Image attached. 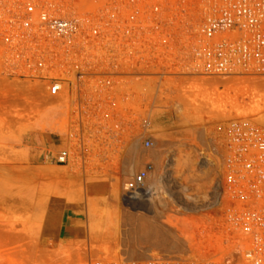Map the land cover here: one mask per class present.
I'll list each match as a JSON object with an SVG mask.
<instances>
[{
    "label": "rangeland",
    "instance_id": "1",
    "mask_svg": "<svg viewBox=\"0 0 264 264\" xmlns=\"http://www.w3.org/2000/svg\"><path fill=\"white\" fill-rule=\"evenodd\" d=\"M24 2L38 9L52 6L62 17H93L98 10L107 11L112 0ZM161 2L173 42L190 38L206 15L202 0ZM2 18L0 264H127L209 257L219 247L215 234L225 207V197L219 206L220 200L209 206L216 182L222 183L223 197L228 123H264V80L235 84L199 76L191 59L185 53L178 58L175 47H170L166 59L145 71L160 76L130 80L133 91L87 94L79 105L64 99L65 86V93L53 99L47 95V83L36 79L57 77L49 66L37 73L33 59L25 69L6 61L9 49L3 43ZM45 132L50 133L39 142ZM137 139L142 148L139 157L145 150L163 154L165 189L173 203L168 200L158 216L148 209H134L123 198V186L130 181L124 180L123 170ZM146 142L151 143L149 148ZM62 151L68 153L65 165L55 161ZM203 158L215 164L206 178L198 168ZM146 164L156 170L146 160L136 174ZM155 193L162 195L160 190ZM190 197L200 203L193 206ZM128 217L166 227L182 247L140 245L142 256L130 258L125 252Z\"/></svg>",
    "mask_w": 264,
    "mask_h": 264
},
{
    "label": "built area",
    "instance_id": "2",
    "mask_svg": "<svg viewBox=\"0 0 264 264\" xmlns=\"http://www.w3.org/2000/svg\"><path fill=\"white\" fill-rule=\"evenodd\" d=\"M161 1L112 0L93 17H62L52 6L3 0L6 61L25 69L33 59L37 73L49 66L57 77L36 78L47 83L48 97L58 98L67 86L64 98L79 105L87 94L130 92V80L160 76L145 71L166 59L170 47L178 58L185 53L199 76L235 84L264 80V0H202L204 20L179 42H173ZM227 132L219 247L193 260L127 264H264V123L231 120ZM55 161L65 165L68 153L60 152ZM152 170L146 164L126 184L125 198L143 189Z\"/></svg>",
    "mask_w": 264,
    "mask_h": 264
},
{
    "label": "bare ground",
    "instance_id": "3",
    "mask_svg": "<svg viewBox=\"0 0 264 264\" xmlns=\"http://www.w3.org/2000/svg\"><path fill=\"white\" fill-rule=\"evenodd\" d=\"M87 3H88V1H87ZM141 151H142V148L140 145V141H139V139H137L133 142V144L131 146L132 156L126 162L125 169L123 168L124 169L123 170L124 180L125 179L132 180L133 177L136 175L138 168L142 167L146 160H149L150 162H152L156 166V170L155 171L152 170L151 172H149L147 174V177L144 180L143 189L134 192V194L130 197L127 196L126 198L125 197H123V198H124V201L127 202L129 205H131L134 209L135 208L136 209L141 208L144 210L148 209L147 212H150V213L155 212L157 215L161 212L159 210L163 209L161 207L166 206L168 204L167 202L170 201V203H173V202H171V199H172L170 197L171 194H168L169 191L166 192V189H165V187H166L164 184L165 177H164V173H162L165 170V168H162L164 165L161 167V158L162 157L160 156L162 153L158 154L157 151H148L147 152L146 150L145 151L143 150L144 154L143 153L142 154L144 156L139 157L138 154ZM128 154H131V153H128ZM200 160H201V158H200ZM169 162L171 163L173 161H169ZM198 166H199L198 168L201 170L200 173H202V175L204 176L206 174L209 175L208 170L210 168L211 169L214 168L215 164H214V161L203 158L202 163H198ZM206 177H207V175L205 176V178ZM125 188H126V184H124V186H123V191H125L124 190ZM157 190L161 191V193H159V194H162L161 196L160 195L158 196L155 193ZM221 191H222L221 181L216 182V185L214 187V195H213L214 197L212 198V202H211L212 204L209 207H215L214 206L215 203H217L219 200H220V202L216 206H219L221 204V200H222V199H220ZM113 194H114V196L118 195L117 188L114 189ZM183 195L185 196V193ZM124 196H126L125 192H124ZM169 197L171 198L170 200L168 199ZM190 198L192 200L194 199L192 197H190ZM196 199H194L192 201L193 206L196 203H200V201H197ZM201 203H203V202H201ZM147 206H149L150 208L149 207L147 208ZM197 206H199V205H197ZM158 211H159V213H157ZM135 222L138 224V226H136V227H134V225H133ZM126 223L129 225V229H128L127 234H126L125 243H126L127 249L125 252L130 258H136V257L138 258V257L142 256L143 252H140L137 250V246H140V245H147V246H151V247L158 246V247L165 248V249H176V248L182 247V242H178L177 240H174L171 238L169 229H167L166 227H164L162 225L159 226L158 224H155L153 222V220H147L146 218L143 219L140 217L139 218L137 217L135 219L133 217H128V218H126ZM148 248L150 249V247H148Z\"/></svg>",
    "mask_w": 264,
    "mask_h": 264
},
{
    "label": "crops",
    "instance_id": "4",
    "mask_svg": "<svg viewBox=\"0 0 264 264\" xmlns=\"http://www.w3.org/2000/svg\"><path fill=\"white\" fill-rule=\"evenodd\" d=\"M53 122H54V121H53ZM40 125H44V124H39V126H40ZM41 131H42V130H41ZM49 133H50V132H45L43 135L40 134L39 137H38L39 142L42 141V140L44 141V140L47 138V135H48ZM167 175H168V173H167Z\"/></svg>",
    "mask_w": 264,
    "mask_h": 264
}]
</instances>
